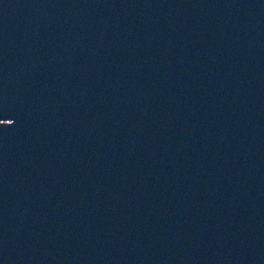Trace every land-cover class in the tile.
<instances>
[{
	"label": "water",
	"instance_id": "95a60500",
	"mask_svg": "<svg viewBox=\"0 0 264 264\" xmlns=\"http://www.w3.org/2000/svg\"><path fill=\"white\" fill-rule=\"evenodd\" d=\"M0 264H264V0H0Z\"/></svg>",
	"mask_w": 264,
	"mask_h": 264
}]
</instances>
